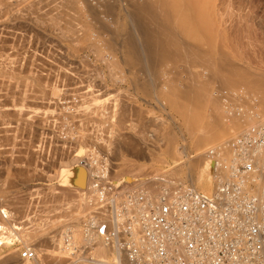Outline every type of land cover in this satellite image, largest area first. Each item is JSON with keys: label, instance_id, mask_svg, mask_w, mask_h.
Returning <instances> with one entry per match:
<instances>
[{"label": "bare ground", "instance_id": "1", "mask_svg": "<svg viewBox=\"0 0 264 264\" xmlns=\"http://www.w3.org/2000/svg\"><path fill=\"white\" fill-rule=\"evenodd\" d=\"M201 3L0 0V166L12 163L15 158L11 156H17L16 163L21 160L26 167L24 156L41 158L43 146L49 143H53L54 154L64 156L68 139L77 134H70L72 127L85 131L79 137L87 149L84 154L72 155V161L65 157L71 165L59 163L61 169L65 166L59 173L72 183H60L62 194L72 196L80 210L59 223L46 221L42 228L30 226L29 220L24 221L28 226L22 222L23 227L15 222L18 240L25 248L33 245L35 257L23 262L11 252L0 255V264H46L64 254L66 260L57 258L56 263L63 259L65 264H128L118 245H104L84 229L66 227L61 233L64 223L80 222V214L88 212L95 199L88 188L95 171L87 170L86 164L90 160L91 168L98 154L109 157L124 151L147 157L162 149L173 162L167 172L161 174L156 169L163 177L202 191H211L224 178L232 138L248 125L264 123V69L253 71L243 63L240 47L231 44L233 36L228 35L224 13L211 9L204 14ZM55 126L64 127L66 134L57 135ZM28 138L31 140L26 141ZM88 144L99 153L95 155ZM116 152L113 156L121 157ZM182 156L191 157L184 161ZM125 159L115 168L131 167L128 162L123 168ZM16 165L10 166L13 171L25 170ZM88 171L92 172L89 176ZM6 172L0 168V176ZM131 178L120 180L128 185ZM153 178L146 180L153 183ZM4 183H0V194L5 192ZM155 193L146 191L150 198ZM3 195L0 212L9 210L5 219L9 217L12 223L17 218L26 220V204L14 198L6 202ZM4 226L0 216V246L10 244L15 235L10 230L7 233L9 228Z\"/></svg>", "mask_w": 264, "mask_h": 264}, {"label": "built area", "instance_id": "2", "mask_svg": "<svg viewBox=\"0 0 264 264\" xmlns=\"http://www.w3.org/2000/svg\"><path fill=\"white\" fill-rule=\"evenodd\" d=\"M229 145L224 178L209 193L163 176L152 198L140 185L90 184L97 198L82 228L118 245L128 264H264V123ZM18 257L32 261L35 253L26 247Z\"/></svg>", "mask_w": 264, "mask_h": 264}, {"label": "rangeland", "instance_id": "3", "mask_svg": "<svg viewBox=\"0 0 264 264\" xmlns=\"http://www.w3.org/2000/svg\"><path fill=\"white\" fill-rule=\"evenodd\" d=\"M219 0H202V7H203V13L204 14H208L210 12L211 9H215L217 10V12H220V13H224V17H225V20H226V26H227V30H228V35L229 36H233L232 39L229 38V40L231 39V44L233 46H236L237 48H239L240 50V53H241V57H242V60H243V63L246 64L247 66H249V68L251 70H256V71H261L264 69V0H220V2H218ZM233 33H232V32ZM235 35V36H234ZM236 37V38H235ZM244 38V39H243ZM246 38V39H245ZM240 40V41H239ZM238 41V42H237ZM242 41V42H241ZM248 43V44H247ZM238 44V46H237ZM242 46V48H241ZM246 47V48H245ZM242 49V50H241ZM246 49V50H245ZM259 49V50H258ZM245 50V52H244ZM248 50V51H247ZM244 52V53H243ZM246 54V55H245ZM263 55V56H262ZM251 56V57H250ZM245 57V58H244ZM250 57V58H249ZM251 59V60H250ZM246 60V61H245ZM254 61V62H253ZM260 62V63H259ZM253 65V66H252ZM257 65V66H256ZM262 65V66H261ZM263 68V69H262ZM261 69V70H260ZM264 71V70H263ZM262 71V72H263ZM103 113V112H102ZM264 121V120H262ZM63 126V125H62ZM62 126H55L56 128L58 127V129H54L55 131H58L56 134L60 136L61 133L65 131H63L62 129H64V127ZM248 126H252V125H248ZM77 128V129H76ZM72 127L71 129L73 130H70L72 131L70 133L71 135H74V133H77L76 135L78 136H72V139L71 138V135H70V138L71 139H68L67 141V145H65V151H64V156H61L59 155V153L57 154H54V148L53 146L51 147L50 145H53L49 143V145L47 144L46 146H43L44 147V152H43V156H41V158H39V156H36V158H32L34 160H32L31 158L29 159V157L27 156H24V158L22 160H27L28 163L26 162V167H28V169L26 167H24L25 163L21 160H19V162L16 163V159H17V156H11V158H15L14 161L12 162L13 165H16L18 164L19 166H22V170L25 168V170L23 172H21L20 168L18 165H16V167H18L19 171L18 172H21V173H18L17 172V169L15 168V170L13 171L11 169V167L13 166L12 163H9L8 165L4 166H0L1 169L5 168L7 169V174L4 173L2 176H0V183L3 182L6 180L7 182L4 183L5 185V188H4V191L5 192H2L0 195L1 197H4L3 194H6L5 195V201L8 200V199H15L16 201L19 200L20 204L22 202L21 205H23L24 203L26 205H23L24 206H27L28 208H26L27 210V213H28V216L27 218H25L26 220H24L23 218H17L16 221H14L12 223V219H3L4 220V223H5V226L9 229H7V233L8 231L10 230L11 233H14L16 235V231L13 229L15 222L18 224H21L20 227H23V223H25L24 221H27V222H31L30 226H43L44 227V223L46 221H49L50 223H53V222H62V221H65L67 220L68 218L71 217V215L73 216L75 214V212H78V209L79 207H77V203L75 201V199L72 197L67 196V195H63L62 193L64 192L62 187L59 185L61 184H70L72 185L71 181H68V182H65V179L63 177L61 173L62 170H64V167L63 166V169L62 166H60V164H62L63 162H67V164L71 165L70 163H68L69 161H72V157L75 156L76 154H84L86 151L84 150H87L84 145V142H82V140L80 139L79 137V134L82 135L83 133H85V131L82 132V130L78 127ZM60 130V131H59ZM79 130V131H78ZM81 130V131H80ZM90 130V129H89ZM62 131V132H61ZM73 131H76V132H73ZM90 132V131H89ZM89 132H86V133H89ZM68 132H67V138L68 137ZM64 135L62 134L60 137H63ZM40 138V137H39ZM30 138H28V140L26 141H30L29 140ZM77 139V140H76ZM80 139V140H79ZM75 140V141H74ZM77 141H80L82 142V144H80V142L78 143ZM70 142V144H69ZM75 143V144H74ZM78 143V144H77ZM69 144V145H68ZM73 144V145H71ZM37 145V144H36ZM78 145L77 149L75 148L76 146ZM80 145H82L80 147ZM84 145V146H83ZM89 145V144H88ZM88 145H87V148H88ZM139 145V146H138ZM137 146L140 148V144H138ZM48 146V147H47ZM91 146V147H90ZM42 147V145H40V148ZM80 147V148H79ZM84 147V148H83ZM39 150H43L40 149ZM46 148V149H45ZM50 148L52 149L50 152ZM71 148V149H70ZM89 148H91V150L93 149V146L92 145H89ZM88 148V149H89ZM49 149V151H48ZM75 149V150H74ZM82 149V150H81ZM70 150V151H69ZM80 150V151H79ZM90 150V149H89ZM94 150L96 152H94ZM160 150V151H159ZM158 151H154V155L153 156H134L132 155L131 153H128L126 154L124 151H123V154L121 152V154H119V152H116V155H121V157L119 156H113V154L115 153H112L109 157H103L101 154L99 156V151L94 147L93 149V152L95 155L98 154V156H94L93 157V160H94V165L95 167H92L91 165V168H90V165L89 162L90 160L88 161L87 163V160H86V169L87 167H89V171L91 169H94L92 170L95 171V172H91L92 175H90L91 173L88 171L87 172V175L89 173L90 177H89V185L93 183L96 184L97 186L100 185V186H108V187H112V188H115V190L117 189H126V188H129V187H132L133 185H140V186H144V191L148 192V191H152V192H156V179L158 178V176H163L161 175L162 172H167L168 170H170V168L173 166V162L172 160L170 159V156H167L165 153H163L162 149H159ZM79 151V152H78ZM67 152V153H66ZM72 152V153H71ZM98 152V153H97ZM47 153V154H46ZM49 153H52L48 156ZM71 153V154H70ZM66 154V155H65ZM53 155V156H52ZM55 155V156H54ZM57 155V156H56ZM69 155H71L69 157ZM73 155V156H72ZM125 155V156H124ZM23 157V156H22ZM68 158V160H66V158ZM104 159H103V158ZM188 157H191V156H182L183 160L185 161ZM10 158V156H9ZM39 158V159H38ZM46 158V159H45ZM70 158V159H69ZM105 158H107L105 160ZM118 158V159H117ZM125 159L126 160V165L123 167V168H126L127 167V164L128 162L130 163L129 165L131 167H127L126 169L122 170L121 168H115L116 164L119 163L121 161V159ZM153 160H152V159ZM155 158H158L156 159L157 161H155ZM160 159H163L164 161L163 162H166L168 165H166V163L164 164L163 162L160 163L158 160ZM13 160V159H12ZM55 160V161H54ZM105 160V161H103ZM123 160V161H125ZM9 161V159H8ZM11 161V160H10ZM9 161V162H10ZM61 161V162H60ZM63 161V162H62ZM119 161V162H118ZM154 161V162H153ZM162 161V160H161ZM24 164H23V163ZM31 162V163H30ZM104 162V163H103ZM158 162V163H157ZM8 163V162H7ZM16 163V164H14ZM22 163V165H20ZM60 163V164H59ZM96 163V164H95ZM101 163V164H100ZM107 163V164H106ZM154 163V164H153ZM34 164V165H33ZM39 164V165H38ZM43 164V165H42ZM47 164V165H46ZM115 164V165H114ZM132 164V165H131ZM149 164V165H148ZM155 166H153V165ZM160 164V165H159ZM2 165V164H1ZM31 165V166H30ZM33 165V166H32ZM38 165V166H37ZM45 165V166H44ZM80 165V164H78ZM128 165V166H129ZM159 165V166H158ZM11 166V167H10ZM41 166V167H40ZM47 166H48V169H47ZM114 166V167H113ZM133 166V167H132ZM144 167L142 170L139 171V167ZM166 166V167H165ZM168 166V167H167ZM10 167V169L8 168ZM24 167V168H23ZM34 167V168H33ZM149 167V168H148ZM98 168V170H97ZM135 168V170L133 171V169ZM27 169V170H26ZM33 169H37L36 171H32ZM39 169V170H38ZM87 169V170H88ZM141 169V168H140ZM156 169H159L161 174H158L156 172H158ZM31 170V172L29 171ZM41 170V171H40ZM50 170V171H49ZM162 170V171H161ZM12 171V173H11ZM27 171V172H25ZM29 172V173H28ZM34 172H36L34 174ZM50 173V176L51 175H54L56 173V175H54L55 177L53 178H50V176L47 174ZM58 172V173H57ZM60 172V173H59ZM14 173V174H13ZM17 173V174H16ZM28 173L27 175H29L31 178H29L28 180V177L25 176L26 178H24V181H21L23 180V174H26ZM31 173V174H30ZM40 173H42L40 175ZM46 173V174H45ZM110 173V174H109ZM131 173V174H130ZM147 173V174H146ZM19 174L22 175V177L20 176L19 177ZM33 174V175H32ZM38 174V175H37ZM95 174V175H94ZM109 174V175H108ZM142 174V175H141ZM32 175V176H31ZM36 175L38 177H36ZM58 175V176H57ZM88 175V176H89ZM183 175V174H182ZM181 175V177H183ZM126 177H132L131 179L133 180L132 183H127L128 185H126L125 181L124 180H120V179H124ZM41 177V178H40ZM50 180H49V178ZM57 177V178H56ZM92 177V178H91ZM151 177H154L153 178V183L152 182H148V180L146 179H149ZM165 177V176H164ZM6 178V179H5ZM47 178V179H46ZM88 178V177H87ZM113 178V180H112ZM9 181H8V180ZM20 179V180H19ZM40 179V180H38ZM47 181H46V180ZM13 180L15 182H13ZM19 180V181H17ZM26 180V181H25ZM37 180V181H36ZM135 180V182H134ZM137 180V182H136ZM91 181V182H90ZM12 182V183H10ZM62 182V183H61ZM65 182V183H64ZM124 182V183H123ZM142 182V183H141ZM147 182V183H146ZM23 183V184H22ZM61 183V184H60ZM122 183V184H121ZM152 183V184H151ZM10 184V185H9ZM27 184V185H26ZM69 184L67 186H69ZM65 185V187H67ZM89 186L88 188H91L92 186ZM117 185V186H116ZM149 185V186H148ZM37 188H36V187ZM9 187V188H7ZM33 187V188H32ZM48 187V189H47ZM32 188V189H31ZM55 188V189H54ZM193 188H195L193 186ZM47 189V190H46ZM49 189H53V190H50V193H48ZM62 189V190H61ZM92 189H94L92 187ZM26 190V191H25ZM197 190V189H196ZM57 191V192H56ZM198 191H201V192H204V193H209L210 191H202L201 189H198ZM95 192V191H94ZM49 195H48V194ZM53 193V194H52ZM65 193V192H64ZM60 194V195H58ZM62 194V195H61ZM3 195V196H2ZM9 195V196H8ZM28 195V196H27ZM8 198H7V197ZM22 196V197H21ZM51 196V197H50ZM0 197V199H1ZM93 197L97 198L95 193L93 196H91V198L93 199ZM37 198V199H36ZM89 198V199H91ZM3 199V198H2ZM69 201H68V200ZM75 201H73V200ZM26 201V202H25ZM7 202V201H6ZM44 202V203H43ZM69 202H72V203H69ZM30 203V204H29ZM50 203V204H49ZM7 204V203H6ZM67 205V206H66ZM69 205V207H68ZM54 206V207H53ZM75 206V207H74ZM35 207V208H34ZM59 207V209H57ZM73 207V208H72ZM4 208V207H2ZM37 208V209H36ZM40 208V209H39ZM53 208V209H52ZM56 210H55V209ZM61 208V209H60ZM5 209V208H4ZM30 209V210H28ZM33 212H32V210ZM54 210V211H52ZM67 210V211H66ZM76 210V211H75ZM80 210V209H79ZM7 213L6 215L8 216V209L6 210ZM35 211V213H34ZM69 211V212H68ZM73 211V212H71ZM89 211V210H87ZM35 214V215H32L31 214ZM59 214H57V213ZM86 212V210H85ZM84 214H80V216L82 217L81 219L84 220V217H86L85 215L88 214V212H86ZM47 213V214H46ZM54 214V216H53ZM31 215V216H30ZM43 215V216H42ZM64 215V216H63ZM84 215V217H83ZM30 216V218H29ZM34 216V217H33ZM61 216V217H59ZM69 216V217H68ZM6 217V216H5ZM42 217V218H41ZM48 217V218H47ZM29 218V219H28ZM61 218V219H60ZM21 219V220H19ZM32 219V220H31ZM50 219V220H49ZM55 219V220H54ZM80 219V222L82 223V220ZM5 220H8V221H5ZM11 220V222L9 221ZM23 220V221H22ZM29 220V221H28ZM23 222V223H22ZM80 222L76 223L73 221V223H67L64 225L66 226H62V227H65V230H63L64 228H61V233L65 232L66 231V227L69 228V227H73V229H76L77 227H79L80 229H83L82 228V225L79 224ZM8 223V224H7ZM43 223V224H42ZM47 223V222H46ZM12 224V225H11ZM15 224V226L19 227V224L17 225ZM27 223H25L24 226H26ZM42 224V225H41ZM29 225V223L27 224V226ZM77 225V226H76ZM4 226V227H5ZM10 226V227H9ZM76 226V227H74ZM42 228V227H41ZM13 229V231L11 230ZM39 229V228H37ZM5 232V231H4ZM7 235V234H5ZM14 235V236H15ZM12 237V242L10 244H7V245H3V246H0V255H7L11 252H15L16 253V256L18 255V253L23 249L25 248L23 246V244L18 240V236L16 235L15 237ZM14 238H17V239H14ZM14 239V240H13ZM45 244H42V248L45 249V247L47 248V246H44ZM33 245H30L28 246L29 248H32ZM80 254V253H79ZM64 257L65 254L63 256H59V257H56V260L54 259L53 261L51 262H48L49 264H60V262L56 263L57 261V258L61 259H65ZM62 259V260H63ZM61 261V264H65V260L62 262ZM59 261V260H58ZM24 262V261H23ZM46 263V264H48Z\"/></svg>", "mask_w": 264, "mask_h": 264}]
</instances>
